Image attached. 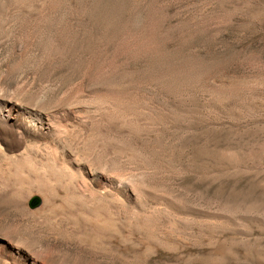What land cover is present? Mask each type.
<instances>
[{"label":"rangeland","instance_id":"1","mask_svg":"<svg viewBox=\"0 0 264 264\" xmlns=\"http://www.w3.org/2000/svg\"><path fill=\"white\" fill-rule=\"evenodd\" d=\"M0 89V264H264V0H0Z\"/></svg>","mask_w":264,"mask_h":264},{"label":"bare ground","instance_id":"2","mask_svg":"<svg viewBox=\"0 0 264 264\" xmlns=\"http://www.w3.org/2000/svg\"><path fill=\"white\" fill-rule=\"evenodd\" d=\"M60 126L58 116L30 110L22 101L17 98L14 100L7 95L6 90L0 89V155L6 156V152L15 151L22 156L23 144L27 137L33 135L56 136L61 129ZM25 167L16 161L13 166V177L22 178ZM31 170L35 173L34 169ZM1 252L12 260H22L24 264H37L32 257L18 247L9 246Z\"/></svg>","mask_w":264,"mask_h":264}]
</instances>
